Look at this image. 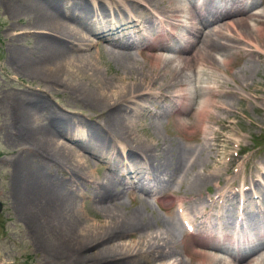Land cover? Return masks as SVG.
Instances as JSON below:
<instances>
[{"label":"bare ground","instance_id":"6f19581e","mask_svg":"<svg viewBox=\"0 0 264 264\" xmlns=\"http://www.w3.org/2000/svg\"><path fill=\"white\" fill-rule=\"evenodd\" d=\"M187 1L190 5L183 0H91L93 7L88 0H0L11 19L25 18L23 27L7 36V63L14 72L37 80L36 87L2 99L11 120L2 126L16 131L7 133L16 146L9 160L7 194L45 264H134L136 251L152 264H264V242L229 261L214 253L221 250L218 244L198 249L185 238L190 219L194 233L225 230L218 237L236 243L244 242L247 230L264 237V178L253 177L249 185L238 182L234 173L229 182L232 176L224 174L230 168L220 166L219 132L208 126L220 121L222 113L235 111L231 96L245 100L235 94V87L218 80L216 72L222 67L228 75L239 59L243 62L234 69L240 80L257 71L251 62L264 56V9L251 13L255 0ZM182 16L190 25L174 22ZM177 26L186 32H174ZM166 30L175 45L182 44L180 48L159 41ZM85 34H95L120 73L102 76L84 50L90 44ZM28 36L32 41L22 47L20 41ZM239 41L254 48L236 45ZM141 44L150 51L134 53L132 47ZM216 54L221 55L219 61ZM137 56L143 57L141 63ZM191 81L198 85L190 89ZM60 88L92 111L59 112L46 96ZM259 100L252 92V102ZM129 102L136 106L128 108ZM144 116L146 120L140 121ZM142 122L151 128L144 141L132 135L142 129ZM170 123L185 141L195 137L186 128H196L195 144L160 136L159 129ZM62 137L76 139L68 146L59 141ZM85 154L104 163L107 173L97 182L86 178L90 171ZM120 156L123 162L118 167L115 161ZM260 162L264 166V157ZM52 167L68 174L66 179ZM83 180L96 184L89 193L80 190L87 184ZM214 181L212 195L203 196L201 188ZM181 187L184 196L175 195L174 201L159 196ZM149 191L168 210L164 216L145 218ZM78 195L88 197L102 213L98 223L78 216ZM123 195L132 201L128 208ZM126 235L135 236L128 247L122 241Z\"/></svg>","mask_w":264,"mask_h":264},{"label":"rangeland","instance_id":"374dc122","mask_svg":"<svg viewBox=\"0 0 264 264\" xmlns=\"http://www.w3.org/2000/svg\"><path fill=\"white\" fill-rule=\"evenodd\" d=\"M90 1L91 0H88L90 5L95 7V4ZM183 1L186 3V5L187 4L190 5L187 0H183ZM261 1L262 0H257V3L259 5L256 4L255 6L250 7L252 10L251 13L264 9V2L261 3ZM138 7L140 10H142V6L139 5ZM96 11L97 10L94 9V12ZM24 20L25 18L23 17L11 19L7 13H4L3 7L0 4V264H43V263L45 264L44 261L40 260V258L42 257L41 255L42 253L40 252V250L38 251V249L33 245V241L31 239V236L27 233L28 230H26L27 228L24 221L19 219L12 210L11 199L8 196L9 194H7V191L9 189L8 186L9 171H10L9 160L12 158L16 147L12 142L8 141L7 133L8 132L13 133L16 131L14 128H11L9 131L3 128L4 124L11 120H7L9 116L7 115V112L5 110V105L2 103V99L3 96L6 94L13 95L14 92L18 90L19 91H22L24 89L28 90L29 87L37 86V80L31 79L27 76H23L14 72L13 68L10 67V64L7 63L8 51H7L6 41L10 36L9 32L11 33L18 32L17 28L23 27L22 24L25 22ZM11 22L13 23L11 26L13 29L12 30L10 29L9 31V28H7V26ZM174 22L183 25H190L189 20L184 16H182L179 20H174ZM251 24L252 25L255 24L257 26L259 23L252 21ZM177 31H180V33L186 32V30L180 28V26H177ZM228 33L230 35H233L231 31H229ZM85 37L87 38L90 44L84 50H87L86 53H90L92 55L91 59L93 63L98 67V70L100 71L102 76L108 75V73H111L112 71L114 72V73L112 72L113 74L120 73L115 63L111 59H109L108 56L105 55V53H103V47H101V45L98 43L101 41L95 37V34H85ZM31 41H32L31 37L28 36L20 41V45L24 47V45H29ZM253 43L259 45L258 42H253ZM102 45L107 46V44L103 42ZM236 45L248 49L252 47L254 48V46L251 47L243 41H239V44L237 43ZM261 46L264 49V45ZM132 49L134 53L139 51L138 48H136L135 46H133ZM145 52H149V50L145 49ZM216 56L218 57V61H219L221 59V55L216 54ZM137 59L141 63L143 57L137 56ZM241 60L239 59L238 63H240ZM255 60H253L252 62L250 60V62L251 64L252 63L257 64V71L254 72L252 75H249L250 78L244 81L246 83L240 80L239 73H237L236 70L234 69L235 68L234 66L239 65L237 62H234V64L232 63V65L229 67L230 69L228 75H226L223 72L222 67L220 71L216 72L217 74L216 76L218 80L223 81L225 85H228V87L230 86L235 87V89L237 90L235 94L240 93V95L245 98V100H238L235 97L231 96L235 103H232L230 105L231 107L235 108V111H233L232 114H227V115L222 113L221 115H223V118L220 121L218 122L211 121L210 124H208V126L211 125V127H213L216 131L219 132L217 135V143H218L217 149L219 150V152L222 153L221 154L218 153L220 155V158L219 157L218 158L220 161L221 159L223 161V163L220 165L223 166L222 170L224 167L230 168L229 171H226L224 175L227 178L232 176L231 180L229 181L231 183L233 182L234 179V173H237L238 182L244 180L249 185L251 184V179L253 177H258L261 181L263 180L262 178H264V173L263 176H261L262 171H264V166L260 162V159L264 157V56L260 58L257 57V59ZM242 62L243 61H241V63ZM232 75L233 78L231 77ZM236 78H239L240 80L239 83L236 80ZM238 84L242 86H237ZM189 85H191L190 89H192L195 85L198 84L191 81ZM252 92L258 97H261L262 100L261 101L259 100L255 103L252 102ZM46 98L48 102H51V106L55 107L56 109H59V112L62 111L65 114L73 113L75 115H79L78 113L81 112V114L83 113V115H87L89 112L92 111L85 105L79 103L76 100V97H72L71 94L67 92L66 88H62L61 91L58 90L56 91V93H50V95H47ZM197 101H198V97H195L194 104ZM145 104L148 105V102H145ZM146 105L144 107H148ZM133 106H136V104H132L130 102L127 103L128 108ZM256 106L259 108L257 109ZM176 108L177 106L175 107L173 106L172 109L174 110ZM142 119L146 120V116L139 118L140 121H142ZM140 124H142V129L138 130L137 132H133L132 135L134 136V138L144 141L145 136H148L147 134H151V128H149L150 125L146 124L145 122H142ZM165 125L166 124H163L164 128L159 129L160 136L169 137L170 139H173L174 142L181 141V142L195 144L196 131H197L196 128L193 129L186 128L188 130H192L195 137L192 138V140L185 141L183 137L184 136L183 133L181 134L179 130L177 132L178 128L172 126L171 123L170 126L167 125V128ZM198 133L203 135L202 132H198ZM228 138L232 140L231 143H229ZM73 139L76 138L72 137V139L70 138L69 140L65 137L64 138L62 137V139L59 138V141L70 146L72 145ZM209 143L216 144L214 140H210ZM211 146L215 148L214 145ZM71 147H74L77 150L76 146H71ZM110 153L109 155L114 157V153L112 152ZM85 155L88 158V166H89L88 170L90 171L89 173H87V177L86 176L85 177L86 178L90 177L91 179L94 180V182H97L99 176L103 175L104 172L106 171L104 163L101 160H97L96 158L89 156V154L88 155L85 154ZM229 158L233 159V161H231V164L228 163ZM112 160L114 162V159ZM122 162H123V156L116 158L115 163L118 164L117 165L118 167L119 164H121ZM210 166H207L205 170H208ZM52 170H55L54 172L57 173L56 175L61 179H66V177L68 176V174H66L63 170H59L57 168L55 169L54 167H52ZM257 171H260V174ZM54 172H52L51 174H54ZM84 182L87 183L86 181ZM216 184L217 183L215 181L212 182V184H207L206 186H204L205 188L204 187L201 188L200 193L203 196L212 195V192L214 191ZM94 185L96 184L87 183L86 186L82 185L80 187V190L87 191L89 193L90 188H92ZM230 187L231 184L229 185V187L226 188L228 189ZM183 192H184L183 187H181L180 191L176 190L175 193H173L172 191L171 192L164 191L163 193L166 195L168 199H170V195L172 198L175 197V195L184 196ZM187 192L192 194L194 193V190L190 192L188 188ZM123 198H124L123 201L126 204V207L124 206L125 208H128L127 207L128 205H132V201L129 200V197L127 195H123ZM145 199H147L146 201L148 202V206L144 211V213H146L145 214L146 219H150L151 215L162 217L166 213H168V210L167 209L165 210L161 205V203L157 201L155 197L154 198L150 197ZM77 202H78L77 204L78 216L80 215L79 217H81V219L85 218L84 220L94 224L98 223L99 220L102 219V213L98 212V210L93 206V203L91 202V200H89L88 197L78 195ZM166 206L168 205L166 204L164 207ZM134 238H135L134 235L131 236L126 235L122 238V241L125 242L126 247H128V243L133 241ZM186 240L190 242V237L186 236ZM203 240L208 241L209 239L206 237H201L199 241H203ZM134 248L139 249V247H134ZM136 252L137 254L133 253L134 260H132V263L136 264L137 262V264H152L151 262L148 263L147 261L142 259L143 257L142 255L144 254L143 252L142 253H138V251ZM130 253L131 252H129L128 254ZM194 255L195 257L197 256V254ZM51 264H56V263H51Z\"/></svg>","mask_w":264,"mask_h":264}]
</instances>
